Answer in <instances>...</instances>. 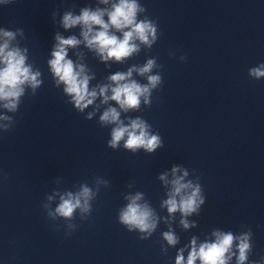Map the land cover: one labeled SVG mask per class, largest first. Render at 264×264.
Wrapping results in <instances>:
<instances>
[{
	"label": "clouds",
	"instance_id": "obj_1",
	"mask_svg": "<svg viewBox=\"0 0 264 264\" xmlns=\"http://www.w3.org/2000/svg\"><path fill=\"white\" fill-rule=\"evenodd\" d=\"M13 0H0V3L8 4ZM110 0H100L101 4H109ZM146 12V9L138 0H117L109 8H82L79 15L72 12H65L61 24L65 30L79 26L80 36H63L56 34V43L51 52V59L48 61L51 73L55 78L56 86L64 85L63 92L70 97L76 110L83 113L89 106L94 105L98 97L102 98V104L114 101L117 107L109 106L99 116L101 126L114 125L111 129V139L107 142L112 149L119 148L121 142L123 147L133 153L143 149L148 153L155 152L163 146L162 139L158 133L151 132V125L141 117L129 118L125 124L121 120V112L139 110L141 102L151 106V97L154 90L162 85V76L156 68H162L157 64L155 57L150 58L142 66L133 65L126 72H116L108 77L110 83L97 85L90 89L92 76L86 73L83 64L74 63L68 58V50L76 48L83 43L88 49L95 51L102 61L109 60L122 63L125 59L140 51V44L148 48L157 42L158 27L155 21L145 16L138 17L139 13ZM107 17V19H105ZM114 30V31H112ZM119 33L120 35H117ZM16 33L0 28V108L9 113H16L25 95L26 88L36 90L41 86V73L33 70L32 66L26 64V49L11 46ZM139 42V43H137ZM181 56L180 60L184 61ZM133 72L146 78L147 83H140L132 79ZM248 75L253 80L264 78V63L251 67ZM110 93V94H109ZM98 107V106H97ZM94 113H89L86 119H91ZM15 123L14 117L0 114V131L8 132ZM182 172L181 175L177 173ZM172 179H166L167 174L161 175L160 179L170 184L167 193L168 198L164 200L161 207H166L169 215L179 212L181 215L180 224L184 229L195 227L187 219L193 213H198L200 206L204 204L199 183L191 180L185 181L189 175L187 170L179 167L171 169ZM97 184L107 185L108 181L97 178ZM87 184H82L80 190L73 194L66 192L59 196V202L50 209L47 204L43 207L47 217L51 220L62 219L67 222L69 229L66 235H70L77 227L73 223L79 210L81 220H87L92 212V201L97 196ZM53 197L49 196L51 201ZM126 206L118 211V222L129 232L138 231L143 235L140 239H147L155 231L158 224V217L147 202L141 203L143 193L126 196ZM163 239L170 246L178 243V238L170 229L164 232ZM215 237L212 241H204L197 245V239L193 237L189 244V252L185 259L183 249L176 255L175 264H230L235 256L236 264H247L249 253L252 250L251 230L237 236L231 231H214ZM251 264H260L259 261H252Z\"/></svg>",
	"mask_w": 264,
	"mask_h": 264
}]
</instances>
